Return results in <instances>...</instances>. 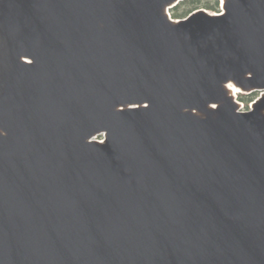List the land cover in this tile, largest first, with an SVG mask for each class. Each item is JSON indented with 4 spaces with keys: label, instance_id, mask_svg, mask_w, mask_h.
Returning a JSON list of instances; mask_svg holds the SVG:
<instances>
[{
    "label": "water",
    "instance_id": "water-1",
    "mask_svg": "<svg viewBox=\"0 0 264 264\" xmlns=\"http://www.w3.org/2000/svg\"><path fill=\"white\" fill-rule=\"evenodd\" d=\"M182 1L0 0V264H264V0Z\"/></svg>",
    "mask_w": 264,
    "mask_h": 264
},
{
    "label": "trees",
    "instance_id": "trees-1",
    "mask_svg": "<svg viewBox=\"0 0 264 264\" xmlns=\"http://www.w3.org/2000/svg\"><path fill=\"white\" fill-rule=\"evenodd\" d=\"M219 2V0H184L180 2V4H178L176 7L171 9V13L174 18H184L194 10L202 7L219 11ZM258 94L259 92H253L251 94H240L239 97L240 100L245 102L248 106L249 103L253 101Z\"/></svg>",
    "mask_w": 264,
    "mask_h": 264
},
{
    "label": "rangeland",
    "instance_id": "rangeland-1",
    "mask_svg": "<svg viewBox=\"0 0 264 264\" xmlns=\"http://www.w3.org/2000/svg\"><path fill=\"white\" fill-rule=\"evenodd\" d=\"M219 1H220V2H219V9H220L221 0H219ZM202 8H203V7H202ZM182 10H183V9H182ZM182 10H181V11H182ZM207 10H209V11H211V12H219V11L210 10V9H207ZM240 94H247V93L237 92L238 100L242 103V109H243V110H248V109H250V106L252 105V103L254 102V100L259 96V94H258V95L255 97V99H254L253 101H251V102L249 103V105L247 106L245 102H243L242 100H240V97H239Z\"/></svg>",
    "mask_w": 264,
    "mask_h": 264
},
{
    "label": "bare ground",
    "instance_id": "bare-ground-1",
    "mask_svg": "<svg viewBox=\"0 0 264 264\" xmlns=\"http://www.w3.org/2000/svg\"><path fill=\"white\" fill-rule=\"evenodd\" d=\"M176 19H179V18H176ZM237 92H238V89H235V92H234L235 95L237 94ZM99 139L103 140V136H100Z\"/></svg>",
    "mask_w": 264,
    "mask_h": 264
}]
</instances>
